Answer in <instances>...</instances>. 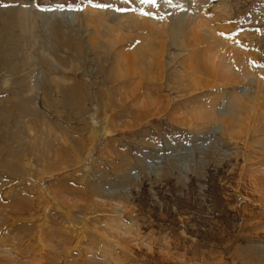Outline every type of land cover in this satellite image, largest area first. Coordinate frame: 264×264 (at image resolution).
Segmentation results:
<instances>
[{"label":"rangeland","instance_id":"1","mask_svg":"<svg viewBox=\"0 0 264 264\" xmlns=\"http://www.w3.org/2000/svg\"><path fill=\"white\" fill-rule=\"evenodd\" d=\"M1 111L0 264H264V0H0Z\"/></svg>","mask_w":264,"mask_h":264},{"label":"bare ground","instance_id":"2","mask_svg":"<svg viewBox=\"0 0 264 264\" xmlns=\"http://www.w3.org/2000/svg\"><path fill=\"white\" fill-rule=\"evenodd\" d=\"M92 12V11H91ZM92 13H94V12H92ZM94 15H98V14H96V13H94L93 14V16ZM139 19H141V20H143V21H146L145 23H148V24H152V28H154L156 25H158V23H160V22H158L157 23V21L155 20V19H152V20H149V19H144V17L143 16H137ZM197 18V17H196ZM123 19V18H122ZM203 19V18H202ZM173 20H174V18H173ZM121 21V20H120ZM175 21V20H174ZM178 22H179V20H177ZM182 21V20H181ZM202 21H204V20H202ZM178 22H177V24H178ZM184 22V21H183ZM164 23H168V20L167 21H165V22H163L162 24H164ZM181 24H183V23H181ZM180 24V25H181ZM185 25V24H184ZM209 25V24H208ZM207 24H204L203 22L202 23H199L198 22V28H203L204 30H207V31H209L210 33H212L214 36H212V35H210L209 33H207L206 35H208L209 37H211L212 39H213V41H215L217 44H224L223 43V41H221V40H219V38L216 36V34H215V32H214V30H212V28L211 27H209ZM174 26V25H173ZM172 26V28H174ZM182 27V26H181ZM184 27V26H183ZM176 30V29H175ZM181 30H186V29H181ZM178 31V30H177ZM178 34V33H177ZM213 41H210L209 42V44H212L211 42H213ZM213 45V44H212ZM216 45V44H215ZM220 47V46H219ZM222 47H225V46H222ZM226 48V47H225ZM222 53V52H221ZM227 57V58H226ZM225 57V55H222V54H218V53H215V54H213L212 56H210V61L212 62V63H210L211 64V68L213 69V71L215 72H219V74H221V75H223L224 77H225V80H227V79H229V78H233V79H236V81H240L241 83H243L244 82V84L246 83V82H248L249 80H250V76H251V74H249V71H246L245 69H246V67L245 66H238V64H236L238 67H239V70L240 71H236V65L235 64H233V61H232V57H229V59H228V56H226ZM125 58V57H124ZM131 58L134 60V62L135 63H137L138 62V56H137V53H134L133 52V54L131 55ZM122 59V58H121ZM126 59V58H125ZM125 59H124V61H125ZM127 60V59H126ZM127 62V61H126ZM133 62V61H132ZM123 64H125V62L124 63H122L121 65H123ZM128 68V67H127ZM127 69H125V71H126ZM238 70V69H237ZM122 71L120 70V73H121ZM128 72H130V71H128ZM136 72V71H135ZM138 73V72H137ZM122 74H124V73H122ZM136 74V73H135ZM199 77V76H198ZM191 80H192V78H190ZM199 78H197L196 77V79H194L193 81L194 82H197V80H198ZM209 108V109H208ZM207 108V110H202V111H199L200 113L198 114L200 117H208V116H210V115H212L213 114V109L212 108H210V107H208Z\"/></svg>","mask_w":264,"mask_h":264},{"label":"crops","instance_id":"3","mask_svg":"<svg viewBox=\"0 0 264 264\" xmlns=\"http://www.w3.org/2000/svg\"><path fill=\"white\" fill-rule=\"evenodd\" d=\"M10 119V115H9V113H8V111H1L0 112V120H2V119ZM5 126H3V129L5 130Z\"/></svg>","mask_w":264,"mask_h":264},{"label":"snow or ice","instance_id":"4","mask_svg":"<svg viewBox=\"0 0 264 264\" xmlns=\"http://www.w3.org/2000/svg\"><path fill=\"white\" fill-rule=\"evenodd\" d=\"M151 2H153V3H154V2H155V0H151Z\"/></svg>","mask_w":264,"mask_h":264}]
</instances>
